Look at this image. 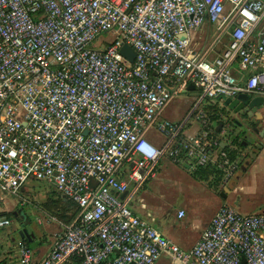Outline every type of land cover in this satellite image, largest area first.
I'll use <instances>...</instances> for the list:
<instances>
[{"label":"built area","instance_id":"obj_1","mask_svg":"<svg viewBox=\"0 0 264 264\" xmlns=\"http://www.w3.org/2000/svg\"><path fill=\"white\" fill-rule=\"evenodd\" d=\"M203 24L214 30L206 44ZM181 91L193 92L186 112L163 116ZM238 92L264 94V0H0V190L20 196L26 179L44 180L77 208L34 264H153L162 253L171 264H264V211L221 203L184 249L128 204L161 158L212 163L229 179L239 164L203 105ZM17 249L30 264L24 241Z\"/></svg>","mask_w":264,"mask_h":264},{"label":"rangeland","instance_id":"obj_2","mask_svg":"<svg viewBox=\"0 0 264 264\" xmlns=\"http://www.w3.org/2000/svg\"><path fill=\"white\" fill-rule=\"evenodd\" d=\"M213 32L214 30L211 25L203 24L198 31L195 32V35H206L204 41L206 44L212 40L211 34ZM100 36L109 38L112 35L101 33L98 39ZM98 39H93L90 45H95L94 41L97 44L96 40ZM225 42L226 37L221 35L207 51L206 57H211L218 52L225 45ZM192 99V91H181L174 94L165 106L163 115L170 119L180 118L186 112ZM155 135L156 134L152 130L147 134L149 138L153 137L155 140L157 137V139H159L158 136ZM218 136L222 138L224 134ZM239 137L238 135L235 136L232 139L233 141L235 140V142H231L230 144L235 147L237 157H242V159H244L256 153L258 147H248V143L251 142L248 136L244 137V145L238 144ZM190 171L191 170H187L181 164L161 158L155 176L147 179L139 190L142 200L146 202V207H148L150 211H155L158 210L161 205L163 207L165 206L167 212H170V218L173 219V222L178 223L179 220H175L173 213H175L178 207L184 206L185 197L190 198L191 203L187 198L186 201L190 203L189 215L193 217H202L211 213L216 205V197L214 194H216L219 199L225 201L227 205L230 204L227 193L224 191V189L227 188L228 179L226 182L222 183L221 178L218 180L213 173L209 175L193 176L189 173ZM235 174H238V178L235 177ZM231 180H233V182L235 181V190L238 197L245 200L249 207H260L261 211H264V167L260 164L257 166L253 165L245 172L237 168L231 176ZM54 191L50 183L32 178H28L23 182L19 189L20 196L0 190V206H7L10 209L9 211H15L20 220H17L15 215H10V224L0 227V233L4 236L5 233L9 231V234L17 237L19 236L18 229L23 226L25 230L29 234L34 235V239H36V241L33 240L28 242V247H35L37 244H41L47 237L49 240H53L58 233L61 232L63 224H65V216H59L53 211L44 208L41 203L45 199L47 200L50 197H54L56 195ZM233 204L235 203L233 202ZM72 207L73 206H71V208ZM183 209L184 212H186V206H184ZM1 244L0 256L6 254L7 248L9 246L11 247L8 237L5 238ZM16 252L18 253L17 250ZM160 263L168 264L165 260H161ZM169 264L171 263L169 262Z\"/></svg>","mask_w":264,"mask_h":264},{"label":"crops","instance_id":"obj_3","mask_svg":"<svg viewBox=\"0 0 264 264\" xmlns=\"http://www.w3.org/2000/svg\"><path fill=\"white\" fill-rule=\"evenodd\" d=\"M222 99L223 98L217 97L213 103H217L219 106H222L223 109L225 110V112H227L228 107L226 105L222 104ZM261 114L264 116V108H262V107L256 109L254 112V115L256 116V118L259 117ZM218 123H216V124H218ZM262 123H263V120H260L258 125H262ZM218 128H219V125H218ZM220 129H222V128H220ZM244 132H245L244 137L248 136L250 141H251L250 143H248V147L252 146V139L253 138L258 139L261 142V146H258L256 153L251 154L249 157H245L244 159H242V157H236L237 158L236 160L239 164L238 168L241 171L245 172L247 169H250V166H253V165L257 166L258 164H260L262 167H264V141L262 139V136L258 135V132H255L252 130H246ZM223 134H224V130L222 132V135ZM223 137L220 138V145L221 146L228 144L230 142L229 139H231V138L227 139L225 134ZM244 137H243V141L241 143L242 145L245 144ZM232 138H234V137H232ZM152 139H153V137H152ZM155 139L157 140V137ZM159 163H160V161H159ZM155 174H156V172H155ZM155 174H154V176H155ZM231 176L229 177V179L227 181L228 182L227 188L224 189L225 193H227V198L229 199V203H230L229 205L231 207H233L235 210H238L240 212L261 211L260 207L259 208L249 207L245 200H243L242 198H240L236 195L235 184H234L235 181L233 182V180H231ZM235 177L238 178V174L237 175L235 174ZM140 188H138L134 193L129 195L128 204L130 205L132 210L134 212H136L138 215L144 217L153 226H155L160 231V233L162 235L171 239L178 246H180L184 249L189 248L194 243V241L197 239L200 231L207 224L210 216L214 213L216 208L221 203H226L225 201L219 199L216 194H214V196L216 197V205L213 208V210L211 211V213L207 214L205 216H202V217H195V216L193 217V216L189 215V206L191 203L190 198L185 197L184 206H186V209H185L186 212H184V209H183L184 206L178 207V204H177V207H178L177 209H179V208L183 209V214L178 217L176 215V211H175V213H173L175 220H179V222L176 223V222H173L172 218H170L171 214H170V212H167V208L165 206L163 207L161 205L158 210L150 211V209L148 207H146V202L142 200V196L139 193ZM186 198H187V200H189L190 203H188V201H186ZM224 198H226V197H224ZM233 202L236 205L233 204ZM181 204H183V203H181ZM9 210H10L9 207H7V206H0V211H9ZM13 212H14V214H13ZM11 215H15L16 217L18 216L17 213L15 211H12V210H11ZM10 220H11V218H10ZM17 220H19V217H17ZM21 227H23V226H21ZM28 235H29V238H26L28 242L33 241V240L36 241V239H34V235L29 234V233H28ZM7 237L10 240L11 247L9 246L7 248L6 254H3L0 256V260H3L0 262V264H19L18 263V253L16 252V250L18 251L17 243L21 237L20 236L15 237V236L11 235V234H9V231L6 232L4 236H3V234L0 233V248L2 245L1 243ZM51 242H52V239L49 240L47 237L42 241L41 244H37V246H35V247H29L31 250V257H30L31 262H30V264H34L42 256V254L47 250V248L49 247ZM161 260H165V262H167L169 264L168 256L165 253H162L159 256V258L153 264H161L160 263ZM62 264H73V263H72V261L69 260L68 262H64Z\"/></svg>","mask_w":264,"mask_h":264},{"label":"trees","instance_id":"obj_4","mask_svg":"<svg viewBox=\"0 0 264 264\" xmlns=\"http://www.w3.org/2000/svg\"><path fill=\"white\" fill-rule=\"evenodd\" d=\"M203 109L206 114L205 117L208 120V122H210L211 126L218 123V119H219L218 114L224 112L223 107L219 106L217 103H206L203 105ZM212 134L214 136H217V132L215 130L212 131ZM217 137L219 138V136ZM232 139L233 138H231L228 144L223 145L222 149L225 150L226 154L230 158L237 159L236 149L234 146L230 145L231 142H235V140L233 141ZM238 144L240 145L239 141ZM189 173L192 174L193 176L205 175V174L209 175L210 173H213L216 175L215 177L218 178V180L222 176V170L216 167V165L212 163H207L205 165H197ZM54 193L56 194L54 197H50L47 200L45 199L44 201H42L41 204L44 208L53 211L59 216H65L64 220L65 222H68L76 212L77 209L76 205L68 198L60 195L56 190L54 191ZM71 206L73 207L71 208ZM1 214L9 217L11 215V211H0V215ZM20 239L23 240L24 243L28 246V241L25 237H21ZM69 260L72 261L73 264H79V259L76 256H72L64 262H68ZM1 261L3 260H0V262ZM239 264H243V262L240 261Z\"/></svg>","mask_w":264,"mask_h":264},{"label":"water","instance_id":"obj_5","mask_svg":"<svg viewBox=\"0 0 264 264\" xmlns=\"http://www.w3.org/2000/svg\"><path fill=\"white\" fill-rule=\"evenodd\" d=\"M119 52L123 56H125L129 61L132 60L134 55V50L127 43H122L120 45ZM186 88L188 90H191L193 89V85L191 83H188L186 85ZM222 104L226 105L228 108L235 106L236 109H242V111L246 113L247 117H252L256 109L261 107L264 108V94H250L248 92H238L233 96L223 97ZM257 118H261L260 120H263V123L262 125H258V127L256 125L253 126L252 130L256 131L258 128V135H261L264 141V116L261 114ZM218 125H220V123L217 124L215 129H218ZM18 235L20 237L29 238L27 231L23 227L18 229Z\"/></svg>","mask_w":264,"mask_h":264},{"label":"flooded vegetation","instance_id":"obj_6","mask_svg":"<svg viewBox=\"0 0 264 264\" xmlns=\"http://www.w3.org/2000/svg\"><path fill=\"white\" fill-rule=\"evenodd\" d=\"M218 118V122L220 123L219 127L224 130L226 137L232 138L239 135L240 137L238 141L240 142V145L243 141V137L245 136L244 131L252 130L255 125L258 127L261 119H256L255 115L247 117L246 113L242 111V109H236L235 106L227 108V112L219 113ZM255 132H258V128ZM252 146H261V142L258 139L253 138Z\"/></svg>","mask_w":264,"mask_h":264},{"label":"clouds","instance_id":"obj_7","mask_svg":"<svg viewBox=\"0 0 264 264\" xmlns=\"http://www.w3.org/2000/svg\"><path fill=\"white\" fill-rule=\"evenodd\" d=\"M149 154L151 155V154H153V153L150 152Z\"/></svg>","mask_w":264,"mask_h":264}]
</instances>
